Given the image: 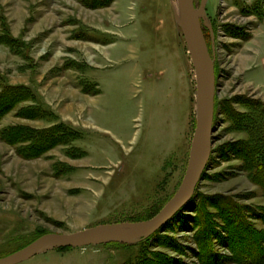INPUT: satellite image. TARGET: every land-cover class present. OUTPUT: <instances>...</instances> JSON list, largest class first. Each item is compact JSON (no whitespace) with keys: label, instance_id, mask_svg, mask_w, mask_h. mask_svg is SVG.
<instances>
[{"label":"rangeland","instance_id":"374dc122","mask_svg":"<svg viewBox=\"0 0 264 264\" xmlns=\"http://www.w3.org/2000/svg\"><path fill=\"white\" fill-rule=\"evenodd\" d=\"M181 17L178 0H0V257L46 233L147 222L171 200L197 124ZM201 21L213 152L191 201L135 243L47 248L18 264H264V162L250 156L264 0H207Z\"/></svg>","mask_w":264,"mask_h":264},{"label":"water","instance_id":"95a60500","mask_svg":"<svg viewBox=\"0 0 264 264\" xmlns=\"http://www.w3.org/2000/svg\"><path fill=\"white\" fill-rule=\"evenodd\" d=\"M182 26L192 56L197 83V124L191 158L181 185L166 206L151 220L100 225L75 233H46L24 247L0 257V264H18L47 248L82 247L107 242L135 243L166 224L194 197L208 166L213 144L216 76L202 25L207 0L196 8L195 0H178Z\"/></svg>","mask_w":264,"mask_h":264},{"label":"trees","instance_id":"16d2710c","mask_svg":"<svg viewBox=\"0 0 264 264\" xmlns=\"http://www.w3.org/2000/svg\"><path fill=\"white\" fill-rule=\"evenodd\" d=\"M24 89H20L19 92H24ZM7 96H9V100H14L16 99L15 95L16 91L15 90H7L6 91ZM14 98V99H13ZM261 116V118H263V120L261 121H253L254 122V126L252 127V133H253V140L255 142V148L253 149V151H255V153L258 154H251L250 156L253 158V160H257L259 161H263L264 162V117L263 115H259ZM51 137V136H50ZM48 141V140H47ZM260 166H262L261 164H259Z\"/></svg>","mask_w":264,"mask_h":264},{"label":"crops","instance_id":"0c3cea01","mask_svg":"<svg viewBox=\"0 0 264 264\" xmlns=\"http://www.w3.org/2000/svg\"><path fill=\"white\" fill-rule=\"evenodd\" d=\"M255 38V35L253 37V39ZM253 39L250 41L252 42ZM250 42L247 44V47L245 48V51L242 53L243 56L246 57H253L252 54L254 53L249 47ZM264 46V45H263ZM259 48L260 50H263L264 47ZM255 48V47H254ZM259 49H254V51H256V54H263V63H264V50L260 51ZM255 57V56H254ZM256 58V57H255ZM258 67H259V63H258ZM264 72V70H263ZM264 75V74H263ZM258 78V77H257ZM260 78V77H259ZM258 84L260 85V87L264 90V76L261 79H258Z\"/></svg>","mask_w":264,"mask_h":264}]
</instances>
